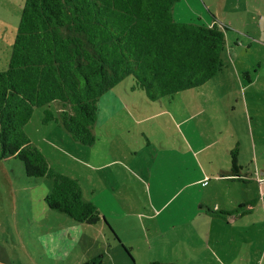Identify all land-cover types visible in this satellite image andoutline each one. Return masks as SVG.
Instances as JSON below:
<instances>
[{"label":"rangeland","instance_id":"obj_1","mask_svg":"<svg viewBox=\"0 0 264 264\" xmlns=\"http://www.w3.org/2000/svg\"><path fill=\"white\" fill-rule=\"evenodd\" d=\"M24 2L0 0V70ZM173 15L223 28L225 66L209 81L151 101L126 76L97 101L93 146L45 120L46 109L58 116L55 101L34 107L23 127L56 173L78 179L118 238L105 223L49 208L53 179L27 177L10 157L0 160V264H78L98 254L102 264H264V77L251 86L245 77L264 63V0H179ZM108 145L116 161L95 166ZM231 150L244 180L215 179L232 172Z\"/></svg>","mask_w":264,"mask_h":264},{"label":"trees","instance_id":"obj_2","mask_svg":"<svg viewBox=\"0 0 264 264\" xmlns=\"http://www.w3.org/2000/svg\"><path fill=\"white\" fill-rule=\"evenodd\" d=\"M177 1L25 0L8 64L0 70V160L18 158L27 177H51L49 208L75 221L107 223L83 199L78 179L56 173L31 146L23 127L34 107L59 103L58 116L46 109L45 120L60 122L75 141L91 146L97 101L126 76H132L133 90L161 101L222 71L223 28L215 21L176 20ZM237 153L230 151L231 171L243 180L237 176ZM103 258L98 254L78 264H102Z\"/></svg>","mask_w":264,"mask_h":264},{"label":"crops","instance_id":"obj_3","mask_svg":"<svg viewBox=\"0 0 264 264\" xmlns=\"http://www.w3.org/2000/svg\"><path fill=\"white\" fill-rule=\"evenodd\" d=\"M246 72L247 73H249L248 72V70H246ZM238 75V74H237ZM253 76V77H252ZM249 75V74H247V75H245V77H246V79L248 80V83L250 84L249 86H251L253 83H254V78H257V77H264V63H261V62H258L257 63V68L255 69V72H254V74L253 75ZM239 84H240V82H239ZM249 86H243V88H247V87H249ZM250 117V116H249ZM147 119V117H144V118H141V119H138V118H136V120H137V122H143L144 120H146ZM250 120H249V122H251V121H253V118L252 117H250L249 118ZM95 144V143H94ZM93 144V145H94ZM92 145V146H93ZM111 148H110V146L108 145V150H104L103 152L101 151V150H99V151H97L96 152V155H94V156H92V161H94V162H96V164H95V166H98V167H102V166H104V165H109V164H111L112 162H115L116 161V159L113 157V154L111 153V150H110ZM97 153H98V155H97ZM132 154H138L136 151L135 152H132ZM97 156H98V158H97ZM131 163V162H130ZM238 165V164H237ZM239 166V170H240V168H241V166L240 165H238ZM128 167L131 169V171L132 172H134V173H137L136 171H135V169L132 167V165H128ZM224 173H226V172H224ZM229 173V172H228ZM262 173H263V171H262ZM230 175H216V177H215V179H218V180H226V178H228L230 181H233V182H235L236 180L234 179V177H233V173L232 172H230L229 173ZM205 177H209V178H207V179H211L210 178V176H205ZM240 178H242L243 180H244V177L243 176H241ZM142 182H143V180H142ZM146 182V186H147V184H148V187H147V189L149 190L150 188V185H149V183L147 182V181H145ZM260 184H261V182H260ZM262 185V184H261ZM252 200H255V203H256V199H250V200H248L247 202H249V201H252ZM246 202V203H247ZM255 203L253 204V205H255ZM152 204V203H151ZM208 205V204H207ZM244 205V204H243ZM253 205H247V206H253ZM209 206V205H208ZM216 207L217 208H221L219 205L217 206L216 205ZM248 208L247 210L246 209H242V210H245V211H241V212H239V211H236V213H234V214H239V216H242V215H244L245 213L247 214V213H249V211H251L252 209L251 208ZM151 209H154V210H156L157 212L161 209V208H158V207H152ZM144 210L146 211V210H148L147 208H144ZM102 214V213H101ZM140 214L141 213H138V215L140 216ZM159 214V213H158ZM234 214H232V215H234ZM103 215V214H102ZM152 215V214H151ZM104 216V215H103ZM238 216V217H239ZM238 217H236V218H238ZM104 218H105V216H104ZM105 220H106V218H105ZM100 222H102L103 224L105 223L103 220H101ZM106 222L107 223H105L108 227H109V229H110V231L111 232H113L114 233V235H116L115 234V232L113 231V229H112V227H111V223L109 224V222L106 220ZM117 236V235H116ZM115 236V237H116ZM118 238V237H117ZM119 240V239H118ZM161 261V260H160Z\"/></svg>","mask_w":264,"mask_h":264},{"label":"built area","instance_id":"obj_4","mask_svg":"<svg viewBox=\"0 0 264 264\" xmlns=\"http://www.w3.org/2000/svg\"><path fill=\"white\" fill-rule=\"evenodd\" d=\"M262 185H264V180L261 182Z\"/></svg>","mask_w":264,"mask_h":264},{"label":"water","instance_id":"obj_5","mask_svg":"<svg viewBox=\"0 0 264 264\" xmlns=\"http://www.w3.org/2000/svg\"><path fill=\"white\" fill-rule=\"evenodd\" d=\"M105 219V218H104Z\"/></svg>","mask_w":264,"mask_h":264}]
</instances>
